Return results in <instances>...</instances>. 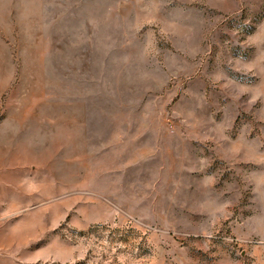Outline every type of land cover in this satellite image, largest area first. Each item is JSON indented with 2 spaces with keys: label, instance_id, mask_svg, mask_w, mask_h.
Here are the masks:
<instances>
[{
  "label": "rangeland",
  "instance_id": "rangeland-1",
  "mask_svg": "<svg viewBox=\"0 0 264 264\" xmlns=\"http://www.w3.org/2000/svg\"><path fill=\"white\" fill-rule=\"evenodd\" d=\"M0 264H264V0H0Z\"/></svg>",
  "mask_w": 264,
  "mask_h": 264
}]
</instances>
